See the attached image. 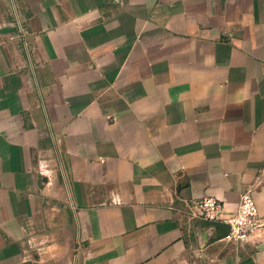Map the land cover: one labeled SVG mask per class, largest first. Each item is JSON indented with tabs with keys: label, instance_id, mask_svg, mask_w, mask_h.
Wrapping results in <instances>:
<instances>
[{
	"label": "crops",
	"instance_id": "crops-1",
	"mask_svg": "<svg viewBox=\"0 0 264 264\" xmlns=\"http://www.w3.org/2000/svg\"><path fill=\"white\" fill-rule=\"evenodd\" d=\"M0 264H264V0H0Z\"/></svg>",
	"mask_w": 264,
	"mask_h": 264
},
{
	"label": "built area",
	"instance_id": "built-area-1",
	"mask_svg": "<svg viewBox=\"0 0 264 264\" xmlns=\"http://www.w3.org/2000/svg\"><path fill=\"white\" fill-rule=\"evenodd\" d=\"M191 208V218H201L204 221H219L231 226L225 236L236 242H247L260 226L259 212L253 196V189L247 188L241 194L240 205L235 215L226 216L225 205L215 197H204L187 205Z\"/></svg>",
	"mask_w": 264,
	"mask_h": 264
},
{
	"label": "water",
	"instance_id": "water-1",
	"mask_svg": "<svg viewBox=\"0 0 264 264\" xmlns=\"http://www.w3.org/2000/svg\"><path fill=\"white\" fill-rule=\"evenodd\" d=\"M204 223L206 226H214L219 232V237H225L231 230V226L228 223L219 221H204Z\"/></svg>",
	"mask_w": 264,
	"mask_h": 264
}]
</instances>
